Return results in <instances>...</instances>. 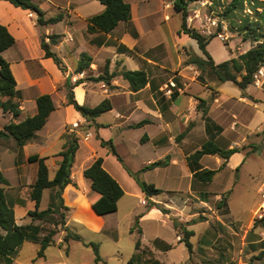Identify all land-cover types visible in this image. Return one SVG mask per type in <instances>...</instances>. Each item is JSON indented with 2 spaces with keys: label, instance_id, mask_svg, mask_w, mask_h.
Here are the masks:
<instances>
[{
  "label": "crops",
  "instance_id": "obj_1",
  "mask_svg": "<svg viewBox=\"0 0 264 264\" xmlns=\"http://www.w3.org/2000/svg\"><path fill=\"white\" fill-rule=\"evenodd\" d=\"M33 1L45 12L46 19L61 16V21L40 27L35 13L0 0V25L5 26L16 40L15 45L2 56L10 64L16 81L13 101L21 109L18 118L0 110V130L10 123H20L36 115L37 99L42 95H51L55 105L44 128L22 148L12 138H0V172L10 183L5 192L8 202L13 204L17 225L41 224L32 222L28 216L29 211L35 208L30 193L38 172V165L31 163L30 157L45 158L49 177L53 179L62 160L59 153L65 143L63 136L75 133L80 141L72 168L73 183L62 194L64 205L69 208L66 212L67 227L73 222L93 233H103L107 226L106 217L115 214L100 216L94 211L92 202L96 195L91 190L92 182L84 176V171L97 158H102L104 169L124 190V196L118 203L119 210L126 198L142 200L145 197L130 173L162 191V194L149 198L147 205H143L147 209L137 215L141 239L137 240L139 246L135 247L129 264H134L135 258L140 264H231L230 254L237 256L241 235L224 223L225 216L213 220L212 215L208 218L202 210L214 213V206L220 207L227 178H223L216 188L212 185L224 174L240 172L254 153L252 142H249L253 133L247 127L250 115L247 114L242 121L237 115V103L245 104L246 90L237 101L224 92L222 86L225 83L217 78L209 80L203 76L201 82V71L195 65H188L187 61L190 55L205 58L204 54L201 50L200 53L189 50L186 45L190 37L183 33L178 32L179 40L173 44L164 41L160 28L162 22L149 9L146 12L142 9V4L149 5L150 0H125L131 5V19L121 22L109 34L88 32L89 20L105 9L99 2L96 4V0ZM43 36L47 43L51 36H59L51 50L62 60L66 72L61 71L52 58L46 57L42 48ZM185 40L188 43H184ZM210 44L207 50L216 65L235 57L232 53L228 59L216 61ZM83 54L89 56L92 63L88 69L78 73ZM122 69L144 71L148 84L133 92L120 75L111 84L94 81V78L105 76L106 70L113 74ZM170 81L177 87L168 97L164 86ZM67 85L79 105L95 108L108 100L111 109L107 112H115V116L106 120L105 112L95 121L86 119L68 103ZM96 92L103 94L102 100L97 101V95L101 94ZM210 92L211 96H208ZM205 96L212 101L209 109H205ZM214 115L218 116L217 120L221 118L219 123L214 120ZM225 118V123L220 124ZM126 132L128 136L134 132L135 141L124 136ZM183 133L184 137L181 136ZM88 134L90 137L87 138ZM97 136L113 142L122 162L101 145ZM208 142L225 151L239 150L228 161L217 155L201 158L200 171H218L210 183L194 178L195 167L192 168L189 161V157ZM128 148H131L130 152ZM138 158L141 163L136 164ZM159 162L162 165L147 168ZM51 195V190L44 191L40 210L49 207ZM45 197L48 201L42 209ZM151 203L160 204L169 210V214L158 208L150 209ZM130 209L129 215L136 217L137 210L134 207ZM200 216L206 221L190 224ZM176 224L194 233L190 237L193 246L190 257L186 256L182 261L169 256L176 243H183V235L176 229ZM3 234L5 232L0 231V236ZM44 235L42 232L40 237ZM247 235L243 237V248L248 245Z\"/></svg>",
  "mask_w": 264,
  "mask_h": 264
},
{
  "label": "trees",
  "instance_id": "obj_2",
  "mask_svg": "<svg viewBox=\"0 0 264 264\" xmlns=\"http://www.w3.org/2000/svg\"><path fill=\"white\" fill-rule=\"evenodd\" d=\"M13 4L15 7H19L23 10L30 11L37 15V24L42 27L45 25L56 24L61 21L62 17L57 16L54 18L46 19L45 12L37 5L33 0H4ZM104 6V11L94 16L89 20L88 32L89 33H106L109 34L114 31L121 22H128L131 19V5L125 0H96ZM174 9L177 14L182 16V28L179 33L188 35L191 39H194L199 49L204 54L205 58L190 55L187 61L188 65H195L200 71L199 76L202 82L203 74L207 69H210L211 73L216 76L218 81L222 83L232 82L237 88L245 91L254 83V75L260 69L264 68V43L259 47L252 48L239 57H233L228 61L216 65L211 55L207 50V46L211 43L216 36L207 37L199 32L197 29L191 28L187 24L188 19V3L185 0H173ZM256 1V3H255ZM246 2L253 3V9L258 11L260 8H264V2L260 0H232L226 7L224 16H230L237 10H244ZM261 5V7L259 6ZM248 21V20H247ZM260 22H264V9L260 14ZM261 26H254L249 21L246 25L247 34L244 36V40H248L249 35L254 33V41L260 42L261 38H264V33L258 35L261 30ZM245 29V30H246ZM45 36L42 37V48L46 53V57L52 58L61 71L66 72V68L62 60L52 52L51 45L58 42L59 36H51L49 43L46 42ZM16 43L15 38L11 35L8 29L0 25V110L4 113H10L14 118H18L21 114V109L17 103L13 101L16 95V81L12 74L9 62L4 59L2 53L13 47ZM92 63V59L83 54L80 58L78 73H81L85 69H88ZM120 75L124 80L130 84V89L133 92H138L146 87L148 84L147 74L144 71H132L128 69H122L119 73L109 74L105 71V76L94 78L95 82H105L111 84L112 80ZM241 77V80H238ZM68 88V103L73 105L74 108L86 119L95 121L96 118L103 113L111 109L110 102L108 100L103 101L99 106L95 108H88L86 106L79 105L75 99L74 94L71 91V87ZM7 98V100H3ZM55 110L54 101L51 95H42L37 99V113L33 117H29L20 123H10L0 130V138L14 139L19 148H22L28 141H30L36 132L44 128L50 114ZM141 123L140 125H142ZM100 127V126H99ZM182 137L185 133L181 134ZM97 138L103 147L108 148L109 152L118 158L122 162L113 142L111 140L105 141L99 136ZM65 140L63 150L59 153L62 160L59 163L58 169L53 179L49 177V168L46 164V159L39 156L30 157L31 163L38 165L37 178L33 185H31V200L35 203L34 210L29 211L28 216L32 219V222L39 221L40 225H26L19 226L15 220L13 204H10L6 197L5 188L10 186L9 181L0 172V231H4L5 234L0 236V264H13L14 258L18 251L24 246L26 242H34L40 245V249L37 253V258H45V252L48 247L57 245L55 237L59 233V227L66 232L63 238V243L66 244L70 240H81L77 234H72L69 228L66 226V212L69 210L64 205V199L62 194L65 188L72 184V168L75 163L76 153L79 149L80 137L75 133H66L63 136ZM237 148L230 150H222L213 142H208L203 147L189 157L190 165L195 167L194 178L210 183L217 175V170H203L200 171L199 161L205 155L220 156L225 161H228L232 155L237 153ZM162 165V163H154L147 168L152 169ZM225 166V163H224ZM85 178L92 182L91 190L95 193L96 198L92 202L94 211L100 216H106L116 213L118 211V203L124 196V190L120 184L104 169L103 159L97 158L94 163L84 171ZM145 196L152 198L162 194L160 189H157L155 185L148 184L141 181L140 178L130 173ZM45 190H51L52 195L50 199L49 207L46 210H40V204L42 201L43 193ZM225 194L222 195V202L225 200ZM222 203H220L221 205ZM221 207V206H220ZM158 208L164 214H169V210L161 206L160 204L151 203L150 209ZM205 218L199 217L192 220L190 224L197 222H204ZM259 221L258 223H263ZM46 225H50L52 228L46 230ZM176 229L183 235L181 241L185 243L189 252H192V244L190 243V237L194 235L192 231L186 230L184 227H180L176 224ZM43 237H40L42 232H46ZM92 246L97 254L96 261L101 260L99 257V249L95 244H86ZM139 246V242L136 243ZM35 262V261H34Z\"/></svg>",
  "mask_w": 264,
  "mask_h": 264
},
{
  "label": "rangeland",
  "instance_id": "obj_3",
  "mask_svg": "<svg viewBox=\"0 0 264 264\" xmlns=\"http://www.w3.org/2000/svg\"><path fill=\"white\" fill-rule=\"evenodd\" d=\"M231 1L185 0L188 3L187 24L189 27L197 29L201 33L204 28H211L214 30L215 35L222 34L224 36V40L216 37L217 39H214L210 44L212 56H215V60L219 62L228 59L232 53L235 57H239L250 49L259 47L264 43V38H261L260 42H255L253 39L254 33L249 35L248 40L243 39L248 32L246 29L248 21L254 26H261V30L257 33L258 35L264 33V22H260V14L263 13L264 8L255 11V7L254 9L252 8L253 4L246 2L243 11L237 10L234 14L226 17L223 14ZM260 1L264 2V0ZM95 2L99 4L98 1ZM168 3L171 4L172 9H166L165 5ZM160 4L161 10L166 16L170 17L169 20L172 18L171 21L165 19L166 21L164 22L166 16L164 17V13L160 11ZM259 6L261 7V5ZM142 9L145 12L146 9H149L151 14L155 15L156 19L162 22L163 25L160 28L164 41L173 44L179 40L177 34L182 28V16L176 13L173 0H150L149 5L148 3L142 4ZM207 19L216 22V25L211 26L210 23L207 24ZM189 39V43L186 40L183 41L184 43H188L186 45L188 49L196 50V52L200 53L197 42L194 39ZM208 71V73L203 74L204 78H208L209 80L212 78L216 79V76L211 73L210 69ZM238 80H241V77H238ZM222 88L225 93L236 98L237 101L243 94V91L232 82L225 83ZM245 93L247 94L245 104L237 103V115L240 121L247 114L250 115L247 127L253 133L252 138H249V142H252L254 153H252V156L240 172L235 171L233 174L229 172L228 176L224 174L222 178H219L212 185V188H216L223 178H227L223 188L226 199L220 205L221 207L215 205L213 208L214 213L208 209L202 211L207 213V217L212 215L214 218H208H212L213 220H216L217 217L222 218L225 216L223 219L224 223L228 224L233 231L241 235L237 256L230 254L229 259L232 260L231 264H264V222L258 223L259 221L255 220V213L261 203L258 189L264 180V80H262L261 87L253 83ZM96 94L101 93L96 92ZM209 95L211 96V92ZM102 99L103 94L97 95V101ZM204 100H206L207 105L205 109H209L212 101L207 96L204 97ZM212 107L215 108V106ZM104 115L106 120H111L115 116V112H107ZM217 117L216 115L213 116L214 120L219 123L221 118L217 120ZM226 119L220 121V124H224ZM133 134L134 132L128 136V132H126L124 136L131 138V141H135L136 134ZM127 147L129 146L127 145ZM128 149L130 152L131 148ZM138 157L141 158V155L139 154ZM139 158L136 164L141 163ZM141 199L126 198L125 203H122L117 213L106 217L107 226L103 233H93L83 225L70 222L68 226L70 232L79 235L81 240H70L64 244L63 241L58 242L59 239L63 240L66 235V232L60 226L58 229L59 233L55 237L56 243H58L55 246L47 248L45 258H37V253L40 249L39 244L26 242L15 256L13 264H129L130 259L135 253L137 240L141 239L137 215L147 209H145L141 202L143 200L149 201V198L146 196ZM47 201L48 197H45L42 202V209L47 204ZM130 207H134L137 210L136 217L129 215ZM45 228L48 230V228L51 229L52 227L46 225ZM246 233L248 234L246 239L248 245L243 248V237ZM86 244L98 246L101 260L96 261L97 254L95 249L91 245L88 246ZM227 253L229 252L227 251ZM169 256L175 261H182L186 256L189 258L190 253L184 243H176L174 251ZM198 257L202 258L199 254ZM134 264H140L136 258Z\"/></svg>",
  "mask_w": 264,
  "mask_h": 264
},
{
  "label": "built area",
  "instance_id": "obj_4",
  "mask_svg": "<svg viewBox=\"0 0 264 264\" xmlns=\"http://www.w3.org/2000/svg\"><path fill=\"white\" fill-rule=\"evenodd\" d=\"M253 4V3H252ZM166 9H172L171 8V4H166L165 5ZM169 16H166L165 19L169 20ZM207 24H211V26H215L216 22H212L210 19H207ZM202 34L207 36V37H211L215 35L214 30H212L211 28H204L202 30ZM217 38L224 40V36L222 34H218L215 35ZM262 80H264V68L260 69L257 73H255L254 75V84H256V86H261L262 85ZM103 88H106L105 85L102 86ZM177 85L175 82L170 81L167 85L164 86V91H165V95L168 97H171L173 94V89L176 88ZM75 127H77V125H75ZM90 137V134L87 135V138ZM258 194L261 198V203L259 205V208L257 210V212L255 213V220L256 221H263L264 220V180L261 183V186L258 189ZM142 205H147L146 201H142L141 202Z\"/></svg>",
  "mask_w": 264,
  "mask_h": 264
}]
</instances>
